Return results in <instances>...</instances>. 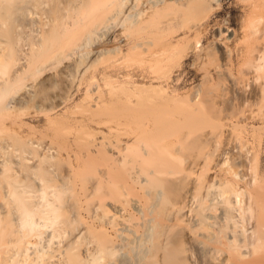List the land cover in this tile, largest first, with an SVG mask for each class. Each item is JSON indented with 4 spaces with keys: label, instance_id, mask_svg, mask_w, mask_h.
Here are the masks:
<instances>
[{
    "label": "bare ground",
    "instance_id": "obj_1",
    "mask_svg": "<svg viewBox=\"0 0 264 264\" xmlns=\"http://www.w3.org/2000/svg\"><path fill=\"white\" fill-rule=\"evenodd\" d=\"M140 1L0 0V264H264V180L254 172L263 132L247 122L257 119L253 108L237 121L224 112L229 93L243 94L250 76L212 65L215 84L205 71L206 86L182 93L173 71L182 56L166 53L180 47L211 61L220 51L225 61L223 42L233 33L215 27V44L225 45L215 50L148 28L172 3L192 15L219 0H144L139 11ZM258 28L257 43L242 52L257 72ZM59 51L68 90L39 104L34 82ZM129 55L133 65L124 63ZM259 81L255 99L264 95ZM80 93L85 107L75 102L83 110L67 116ZM14 101L36 103L45 126L20 135L24 108L9 110ZM231 148L252 173L243 193L236 171L224 168Z\"/></svg>",
    "mask_w": 264,
    "mask_h": 264
},
{
    "label": "rangeland",
    "instance_id": "obj_2",
    "mask_svg": "<svg viewBox=\"0 0 264 264\" xmlns=\"http://www.w3.org/2000/svg\"><path fill=\"white\" fill-rule=\"evenodd\" d=\"M165 1L166 2H170V1L173 2L174 0H165ZM140 2H141L140 5L137 3V8L139 9V11L140 10L142 11L145 8L144 0H141ZM260 3L264 4V0H261L260 2H259V0H219L218 4H220V6L213 4L212 6L215 9L212 8V10H209L210 12L209 11L208 12H206V11L203 12L202 11L203 13H205V14H203V13H201V12L199 13L197 11L199 13L198 14L195 11L194 14L192 13V15H191L190 11L188 13L186 11H184V10H183L184 12L180 11L179 7L178 6L176 7L177 4L176 3H172L171 6L169 5L170 7H167L166 9H162L164 11H159V13L156 14L155 17H157L158 19H162V20H158L157 18L154 17L156 20L152 19L151 23H154L155 25H153V24H152V26L149 25L148 28L151 27L149 29H153V26L157 27V25H158V27L160 29L161 28L162 29L166 28L167 30H171V33L169 31V34H168L170 36L167 35L168 36L167 39L170 37V40L172 38H174L175 41L180 39V38H183V36L184 37L187 36V37H189L188 38L189 40L191 38V40L194 41V39H192V38L195 37V38H197L200 41L199 42L200 43V47H198V48H201V49H203L204 47L206 48L207 46L214 47L215 50L216 49L217 50L218 49L222 50V48L223 49H225V48L228 49L230 56H228L229 58H227V60H225V61L222 58V55L221 56L219 55V54H221L220 51H217L216 53L214 52L215 56L213 54V57H211L212 58L211 61H210V57H209V59H207L206 55L203 52L199 53L197 51L196 53L189 54L190 56L189 55L186 56V55H184L182 53V48H180V47H178V48H180L181 50H179L176 47L179 51L175 47L174 48L172 47L173 49L170 48V47H167L166 53L169 54V55L167 54V56H169L170 59L172 58L171 61L174 59L173 56H176L175 59L176 58L179 59L182 56L181 57L182 60L179 59L181 63H179V61H177V63H179L181 65V66H179V69L177 68L178 67L177 65H176L177 67L175 66L176 68L173 69L174 78L176 80L178 78L179 81H180L179 82L177 80V82H178L177 84H178V87L181 90L180 92H182V93H184L185 91L189 90L192 85L193 86L197 85V84L199 85V83L202 81L201 80L202 75L204 73H206L207 71H209V72L206 73V74H209L211 76V78H210V76L206 75V76L209 77L208 79H206L208 81V84H211V83L215 84V82L217 81L218 78H217V76H214L215 74H213V72H214L213 68H216L218 66H220L221 68L222 67L223 68L226 67V69H228L227 72H229L231 75L234 74V75L239 76L238 74L241 72V74L244 73L248 77L250 76L249 77L250 78L249 81H251V82L248 81L247 86L249 84L250 85H249V87H245L246 85L244 86V93L243 94L242 93H237V92H230L229 93V97L231 99L230 102L232 103V106H229L228 108H226L224 110V112L228 113V115L232 118L233 121L234 120L237 121V120L240 119L239 116H238L239 111H241V110L248 111V109L253 108L254 110L253 109H250V110H253L254 112H257V119L254 120V121L247 120V122H251L252 124L257 126L261 130V132H263V133H259L260 131L257 128V134L259 133L261 136H264V95L263 96L261 95L262 97L261 96H257L256 99L254 97L252 98V95L254 96V93L256 95V92H254L255 89H256L255 85L258 86L257 83H258L259 80L262 81V79H263V82H264V77H262V75L264 74L263 73L264 67H263V64H262V67H263L262 69L263 70L260 69V71L257 72V71H255L253 69L254 67L252 66L253 65L252 64L253 63L252 59H250V57L248 58L247 56H245V57L242 56L243 50L245 51V49H247V48L249 49L250 46H252L253 44L257 43V42L254 43L255 42L254 40L257 39V33H256L257 32V26L259 27L258 31H262L263 32V30H264V25H263L264 24V12H261V11L256 12L257 8L255 6V5L260 4ZM172 9H173V12H172ZM177 9L179 10V12H178ZM253 10H256V11H253ZM252 12H254V13L252 14ZM259 13L260 14L263 13V16L261 15L260 18H259ZM169 15H170L171 18L168 17ZM162 17H164V19ZM190 18H191V20H190ZM38 20H40V19H38ZM42 20H44V19H42ZM44 21H42V23H44ZM46 21H48V19ZM46 21H45L44 24H48ZM155 21H156V23H155ZM184 23H186L187 25H185ZM159 24H162V25H159ZM167 25L169 27H167ZM180 25H183V26H180ZM189 25H190V27H188ZM192 25H194V26H192ZM46 27H48V26L45 25V27H43V28H46ZM215 27H217V28L221 27L223 29H229V30H231V33H233V36H229V37H226L224 39V40L229 39V40H227V42L226 41L223 42L226 46L224 44L223 45L222 44L221 45L220 44H215L219 40L218 35L216 34ZM193 29L194 30L196 29V30L194 31ZM191 30H193V31H191ZM255 30H256V32H255L256 36L251 38V34ZM189 31H191V32H189ZM194 32L196 33V35H195ZM171 36H172V38H171ZM187 37H185V38H187ZM253 38H255V39H253ZM182 41L185 42L186 39H183V40L181 39V42ZM193 41H190V43H192ZM261 42H263V45H264V41H261ZM261 42H260V44H262ZM123 43H124L123 41H120L121 45ZM224 46H225V48H224ZM26 48H28V46H26ZM170 49L172 51L171 53L169 52ZM248 49H247V51H248ZM26 50L29 52L28 49H26ZM174 50H175V52H174ZM176 50H177V53H176ZM247 51L244 52L245 54L243 53V55H246ZM218 52H219V54H218ZM57 53L58 54H56V57L53 56L54 59L56 58L55 60L53 58H47V60H45L43 62V64L41 66H42L43 69L46 68L47 71L45 73H43L41 77L38 78L39 81L36 79L35 82H34V84L36 83L35 84L36 85L35 86V91H36L35 92L36 93L35 94V101L36 102L40 101L39 104L42 103V102L47 101V99H54V97L59 96L61 94H64L65 91L68 90V87H67L68 84H66V81L62 80L61 76L58 75V74H60V72H61V70H62V68H63V66H64L66 61L65 60L62 61L61 64L57 63V60H62L63 59V55L60 54V51L57 52ZM172 53L175 54V55H173ZM170 54H172V57H171ZM177 54H178L179 58L177 57ZM180 54H181V56H180ZM263 54H264V52H263ZM183 55H184V58H183ZM195 55H197L198 58H202V60L201 59H197L195 57ZM218 55H219V57H218ZM130 57H131V55H129L127 57L128 60L125 58L126 59V61L124 60L125 64H126V62H127V64L129 62L130 64L132 63L131 65H133L134 62H131V61H135V60L131 59ZM194 59H196L195 61L198 60V62H195ZM246 59H249V60H246ZM53 61H55V62H53ZM174 62L175 61L171 62L172 64L170 63L171 65H173V67H174V64H173ZM225 63H226V65H225ZM130 64H128V65H130ZM214 64H216L217 66L214 65ZM254 64H255V62H254ZM52 65H54V66H52ZM212 65H213V68L211 67ZM250 68H251V70H250ZM245 71H246L247 74L245 73ZM176 72H177V74H175ZM257 73H259L260 77L257 76L258 75ZM241 74H240V76H241ZM244 74L242 76H245ZM203 76H204V78H207L205 76V74ZM248 77H246V78L248 79ZM40 81H42V84H40L41 83ZM261 81H259V85H260V83L262 84ZM202 82H204V81H202ZM201 84H203V83H201ZM204 85L206 86L207 83L204 82ZM22 93L25 96V98L27 99V95L24 92H20L19 94H22ZM23 95H21V96H23ZM36 95H38V96H36ZM81 97H82V93L77 94L74 97V99L71 101V103L69 102L70 104H67L65 106V108L63 109V110H66L65 114H66V112L68 114H70V115L72 114V113H69V112L71 110H73L74 107H76L74 105L75 102H77V104L79 103V105H81V103H82V101H81L82 99H80ZM9 103H10V104H8L9 110H14L16 108L15 106H17V104H18L16 101H14V103H12V102H9ZM30 103H29L30 105L29 104L28 105L24 104L25 106L18 104L19 108H21V107L24 108V111H22L23 109H21V113L23 112L22 115H21L22 116L21 120L23 121V123L25 125H23V128H21L18 131L20 135L25 134L28 131V129H30V127L31 128L34 127L35 130L37 129V131H38V129H39V131H40L42 129V127L45 126V123H46L45 116L42 113H41L42 114L41 115L40 113L37 112V109L35 107L36 103L35 104H34V102L33 103L30 102ZM85 104H86V102H84V100H83V103H82L83 106L82 107H85ZM79 105H78L77 108L79 110H83V108L82 109L79 108V107H81ZM66 107L69 110H67ZM70 107H72V108H70ZM19 108H16L15 110H18ZM59 108H60V106H59ZM59 108L57 107V109H59ZM77 108H74V110H75V111L73 110L74 114L77 111ZM59 110H62V108L59 109ZM59 110H57V113L60 112ZM68 114H66V115L68 116ZM76 114H79V113H76ZM71 116L72 117H76V115H71ZM77 117H79V116L77 115ZM60 118L61 117H59V120H60ZM3 135L7 136V132H4ZM257 148H258V151H259V152L258 151L257 152L259 154H258V157H257L258 159L256 161L257 163H256V166H255V171L254 172L257 175V179L258 180H261V179L264 180V142H263V144L260 147L257 146ZM10 149L12 150V147H10ZM238 151L239 150L237 148H231V149L227 150L226 154L229 157L226 158V159H228L226 161L225 160V156H227V155H224V160L227 163L224 168L230 167V168H233L234 171H236V173L239 175V177H238L237 174H236V176L238 177L237 179L240 181L239 182V186L241 187L240 190H242V189L245 190L244 187H243L244 186L243 184L245 183V181H248V180L251 179L252 173H251L250 167L248 165L246 166V163L243 162L242 157L240 156ZM229 152H232V154H231L232 156L230 155ZM240 183H242V184H240ZM243 190L241 191V193L244 192ZM242 196H243V194H241V197ZM241 197H240V199H244L245 195H244L243 198H241ZM234 213H236L234 215L237 216L238 212H234ZM237 220L239 221V217L237 218ZM239 223H241V221H239ZM244 224H242V225H244ZM245 225H247V223ZM245 228H246V226H245Z\"/></svg>",
    "mask_w": 264,
    "mask_h": 264
}]
</instances>
